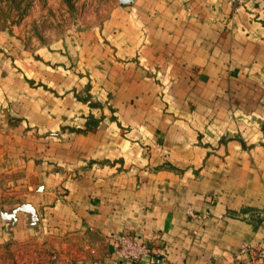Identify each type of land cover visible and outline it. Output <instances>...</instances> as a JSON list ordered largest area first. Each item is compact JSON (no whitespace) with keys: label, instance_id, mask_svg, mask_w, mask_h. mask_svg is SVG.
Segmentation results:
<instances>
[{"label":"crops","instance_id":"obj_1","mask_svg":"<svg viewBox=\"0 0 264 264\" xmlns=\"http://www.w3.org/2000/svg\"><path fill=\"white\" fill-rule=\"evenodd\" d=\"M242 1L130 0L88 72L58 84L34 79L35 54L2 60L15 122L0 112V236L83 238L84 264H232L243 243L264 248V130L241 120H264V0ZM127 232L156 253L117 260Z\"/></svg>","mask_w":264,"mask_h":264},{"label":"rangeland","instance_id":"obj_2","mask_svg":"<svg viewBox=\"0 0 264 264\" xmlns=\"http://www.w3.org/2000/svg\"><path fill=\"white\" fill-rule=\"evenodd\" d=\"M128 1L130 0H0V65L3 60L4 68L14 67L11 63L16 52L22 54L23 59L28 53L35 54V58L39 59L37 61L45 66L35 67L34 79H43L44 74L45 78L54 79L56 84L65 80L67 74L74 75L76 70L87 71L88 65L84 64L90 62V50H104L102 44H105L108 15L112 14L114 8ZM240 3L239 10L244 5L242 0ZM232 4L236 14L239 11H236L238 3ZM61 67L74 71L64 73ZM6 73L3 71L2 75ZM40 79L38 85H41ZM104 107L107 110V105ZM9 108L4 100L3 103L0 101V112H8L9 123H14ZM247 116L241 119L244 124H258L264 130V120H253ZM4 186L7 184L0 182L1 190ZM1 190L0 205L10 200ZM127 234L136 238L131 232ZM84 242L83 238L77 237H39L17 242L0 236V264H84L78 251ZM150 245L153 246L151 243ZM111 253L119 260L112 249Z\"/></svg>","mask_w":264,"mask_h":264},{"label":"built area","instance_id":"obj_3","mask_svg":"<svg viewBox=\"0 0 264 264\" xmlns=\"http://www.w3.org/2000/svg\"><path fill=\"white\" fill-rule=\"evenodd\" d=\"M232 3H238L236 11L241 7V0H230ZM188 214L195 215L191 210ZM112 250L121 261L137 262L143 256L154 254L155 248L149 242L143 239H137L127 233H121L113 236ZM232 264H264V248L258 247L250 242L243 243Z\"/></svg>","mask_w":264,"mask_h":264}]
</instances>
